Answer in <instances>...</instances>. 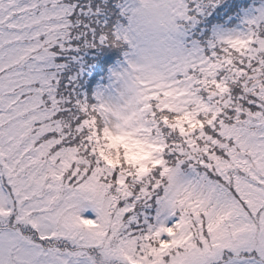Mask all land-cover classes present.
Masks as SVG:
<instances>
[{"label":"snow or ice","instance_id":"snow-or-ice-1","mask_svg":"<svg viewBox=\"0 0 264 264\" xmlns=\"http://www.w3.org/2000/svg\"><path fill=\"white\" fill-rule=\"evenodd\" d=\"M0 264H264V0H0Z\"/></svg>","mask_w":264,"mask_h":264}]
</instances>
